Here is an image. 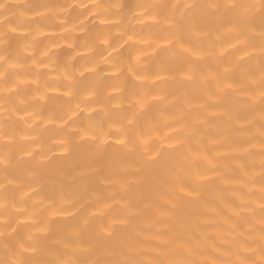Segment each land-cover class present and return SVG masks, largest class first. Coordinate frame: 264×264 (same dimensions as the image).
I'll list each match as a JSON object with an SVG mask.
<instances>
[{"label": "clouds", "instance_id": "1", "mask_svg": "<svg viewBox=\"0 0 264 264\" xmlns=\"http://www.w3.org/2000/svg\"><path fill=\"white\" fill-rule=\"evenodd\" d=\"M0 264H264V0H0Z\"/></svg>", "mask_w": 264, "mask_h": 264}]
</instances>
